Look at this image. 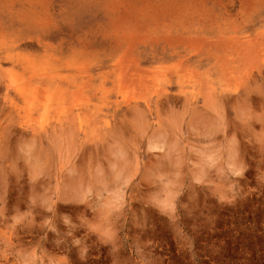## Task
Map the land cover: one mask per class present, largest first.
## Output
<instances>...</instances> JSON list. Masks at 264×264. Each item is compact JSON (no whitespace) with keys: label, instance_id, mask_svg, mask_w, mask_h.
<instances>
[{"label":"rangeland","instance_id":"374dc122","mask_svg":"<svg viewBox=\"0 0 264 264\" xmlns=\"http://www.w3.org/2000/svg\"><path fill=\"white\" fill-rule=\"evenodd\" d=\"M0 264H264V0H0Z\"/></svg>","mask_w":264,"mask_h":264},{"label":"bare ground","instance_id":"6f19581e","mask_svg":"<svg viewBox=\"0 0 264 264\" xmlns=\"http://www.w3.org/2000/svg\"><path fill=\"white\" fill-rule=\"evenodd\" d=\"M29 67H30V66H29ZM8 71H9V70H8ZM13 77H14V76H13ZM13 77H12V78H13ZM12 78H11V81H12ZM12 82H13V81H12ZM20 90H21V88H20ZM22 92H23V91H22ZM171 99H172V98H171ZM168 102H169V101H168Z\"/></svg>","mask_w":264,"mask_h":264}]
</instances>
